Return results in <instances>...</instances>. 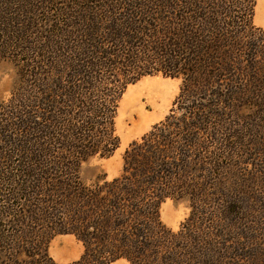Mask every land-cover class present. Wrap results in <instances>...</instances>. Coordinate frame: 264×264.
Returning a JSON list of instances; mask_svg holds the SVG:
<instances>
[{
    "label": "trees",
    "instance_id": "trees-1",
    "mask_svg": "<svg viewBox=\"0 0 264 264\" xmlns=\"http://www.w3.org/2000/svg\"><path fill=\"white\" fill-rule=\"evenodd\" d=\"M3 4L13 7L3 8L12 14L10 20L0 14L1 30H15L20 41L13 46L2 35L0 49L19 51L26 43L21 66L33 85L28 101L17 96L0 104V140L7 147L0 143V264H13L10 250L19 246L24 222L34 228L33 264H59L48 254L59 233L84 245L81 257L66 264L121 257L130 264H251L250 255H238L236 247L221 255L202 236L206 224L224 241L246 236L247 228L235 226L245 223L255 201L233 185L225 195L216 189L227 168L222 163L230 164L236 149L232 140L239 152L244 146L243 126L232 133L230 116L243 108L264 111V45L249 46L250 54L242 41L258 28L256 0ZM158 73L182 78L183 111L171 109L129 145L120 176L83 183L82 163L118 146L114 117L126 85ZM166 197L191 202L198 216L193 227L192 213L177 232L165 227L159 206ZM235 241L240 249L241 239Z\"/></svg>",
    "mask_w": 264,
    "mask_h": 264
},
{
    "label": "rangeland",
    "instance_id": "rangeland-1",
    "mask_svg": "<svg viewBox=\"0 0 264 264\" xmlns=\"http://www.w3.org/2000/svg\"><path fill=\"white\" fill-rule=\"evenodd\" d=\"M4 1L8 0H0V14L5 20H10L9 17L12 13L3 12V8L13 7V4L4 5ZM11 1L9 0L10 3ZM12 16L20 19L18 15L13 14ZM252 22L255 27L261 30L258 28L253 29L242 36V41L245 45L243 48L246 52L249 51L250 54L253 49L251 50L249 46L264 45V0H256ZM2 28L3 23L0 21V38L3 35L5 40L8 43L10 41L13 46L20 41L15 34V30L12 29L7 33L2 31ZM250 33L251 35L249 36ZM6 46L8 45L6 44L3 49H0V104L3 102L9 104L10 100H14L17 96L28 101L27 99L32 94L30 89H32L33 80L29 75L26 76V71L28 70L22 69L21 66L27 63L25 61L28 57L27 45L22 43L18 47L19 51L9 46L6 48ZM0 48H2V44H0ZM181 85L182 78L180 76L169 77L161 73L146 75L134 83L127 84L118 100L114 117L115 133L119 137L118 146L108 156L102 157L96 154L82 163L80 177L83 183L92 184L104 177L105 179H112L120 176L123 171L124 153L129 145L133 141H138L154 124L162 121L171 113V109H174L176 114H180L183 111L181 107H185V103H182V100L177 102ZM254 109H240L239 113L232 114L229 118L231 121L235 120V123L231 122V125H234L232 126V133H237L236 131L241 128V125L243 126L241 128L243 135L241 140L246 149L245 151L242 150V147H244L242 146L241 152H239V145L235 143L237 140L233 139L234 137L232 138V141H234L233 145L236 147L235 151L237 150V152L232 150V157L229 160L223 159V162L228 160L230 164L228 162L222 163L223 167L227 168L219 169L223 177L221 184L216 189L225 195L226 192L228 194L232 191L230 188L233 185L237 188L235 191L240 193L247 191L248 193L251 192L252 196H255V201L251 199L252 206L249 208L250 213H248L245 223L235 226V228H240V226L247 228L246 234H243L246 236L239 235V238L234 240L230 238L224 241L220 239V233L218 236L215 226L206 224V232L202 237L211 243L213 249L219 246L221 255H224L223 252L235 251L233 248L236 247L238 255L241 253V255L248 254L251 256V258L248 256L249 261L253 259L251 264H264V259L260 260L261 254H264V250H260L264 248V111L257 112ZM6 133L10 134L11 132ZM1 144L7 148L3 143ZM2 146L0 145V149ZM1 151L5 150L1 149ZM212 193L210 195L214 198L216 191L214 190ZM207 209H210V207ZM194 212L191 202L185 198L174 199L166 197L159 206L161 222L174 232H177L181 225L187 222L191 213L192 215L188 220L190 225L188 226L192 225L193 227L194 222L198 219L197 213ZM24 225L19 246H15L13 250H10L9 260L13 264H33V254L38 251L37 246L33 242L35 241L34 228L25 224V222ZM5 231L10 234L8 229H4ZM240 239L242 244L240 249H238L237 241L235 240L239 241ZM13 243L14 241H12ZM83 252V243L72 233L56 234L48 244L49 256L55 263L59 264L78 260ZM36 257L37 255H34V258ZM224 261L226 262L225 264L236 262L232 259H225ZM246 262L247 260L245 259L243 264H246ZM110 264L130 263L126 258L121 257ZM238 264H242V260H239Z\"/></svg>",
    "mask_w": 264,
    "mask_h": 264
}]
</instances>
